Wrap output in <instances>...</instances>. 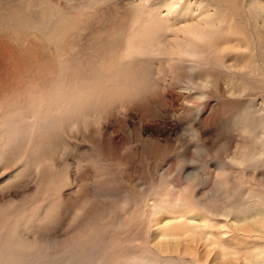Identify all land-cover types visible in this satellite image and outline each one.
<instances>
[{
    "label": "rangeland",
    "instance_id": "374dc122",
    "mask_svg": "<svg viewBox=\"0 0 264 264\" xmlns=\"http://www.w3.org/2000/svg\"><path fill=\"white\" fill-rule=\"evenodd\" d=\"M261 47L264 0H0V188L21 192L4 204L24 202L0 247L22 242L39 259L52 249L39 239L72 233L86 198L116 230L138 228L154 203L158 216L199 205L215 224L234 220L264 176L263 163L231 159L264 147ZM177 48L188 55L173 59ZM219 184L214 203L191 199ZM85 232L87 246L111 245ZM107 257L144 264L136 250Z\"/></svg>",
    "mask_w": 264,
    "mask_h": 264
},
{
    "label": "bare ground",
    "instance_id": "6f19581e",
    "mask_svg": "<svg viewBox=\"0 0 264 264\" xmlns=\"http://www.w3.org/2000/svg\"><path fill=\"white\" fill-rule=\"evenodd\" d=\"M199 28L200 27L195 26V34H192L193 37L195 36V45L198 40H200L202 33L205 31L203 26L200 29ZM206 34L209 35V33ZM262 48L264 47H261V49ZM236 51L237 49H234L232 52H235V54H237ZM184 54H186V56L188 55V53L184 52L182 49L177 48L173 52V56L172 54L171 56L173 59H175L181 58L182 56H184ZM246 64L249 65V63L245 62V65ZM231 87L233 88L234 86H232L231 84ZM261 116H263L262 119H264V113ZM260 137L263 138V134ZM263 148H261L258 153H254V155L252 156H250L249 154L251 153H249L248 155L250 157L247 156V154H244L242 155L243 157L234 156L235 158L231 159L234 162L236 161L238 165H244L245 163H247L245 162V160H247L248 162L250 161L252 164H257L258 162L264 164ZM244 156L246 157L244 158ZM216 166V169L222 170L219 165ZM51 171L52 170H50V172ZM189 175L190 174H187L186 179H189ZM245 177L248 180H251L253 176L252 174H248L245 175ZM223 179L224 178H222V180ZM219 180L221 181L219 182L222 183V180ZM259 180L261 183L260 185H258V187H250L251 192L254 193L255 196H257L254 200V204L244 206L242 205L243 207L241 208V211L239 209L241 206L240 205L238 207L239 211L237 212L235 219L232 221L230 219L232 217L231 215L229 216L228 213H223L222 216L225 219H223L222 225L214 223V220L210 218L212 213L206 206L195 205V210L198 209L197 211H195V215H189L190 212L189 214H185L184 212L183 214L174 213L168 215L167 210V215L166 213H163L164 215L162 216L161 212L160 216H158L156 215L158 213V209L157 207H154L155 203L153 206L152 203V207L150 208L154 209L153 214L149 218H147V221L145 220L146 218L143 221L141 219L138 228L131 227L132 225L129 226L128 224L124 226L126 227L125 229L121 230L118 228L119 230H116L115 225H113L110 220L107 222L97 221L99 215L103 214V212H105L108 207H106L105 204H98L97 202H93V199L89 200L86 198L84 199L82 204L80 203L81 205L79 209L73 215L70 223L72 233L69 234V231L64 236L59 235L60 237L56 236L54 238L46 236L39 239L40 241H43L44 245L50 244V248H52L49 250H45L46 253L44 252L45 254H42L39 259L34 258L36 257L37 249H35L36 251L33 257L29 255L30 253H28V247L25 248L24 246H22V242H17L15 240L16 242H9L7 245L0 247V264H103L105 259L108 258L107 253L115 256L120 252L132 254V252L135 250L140 251V254L143 257L142 263L144 264H264V199H262L261 197L259 199L260 195H264V176L260 175ZM227 182L231 183V188L234 187V182L232 184L231 180L229 179ZM229 183L228 185L230 186ZM13 186L14 185H11L9 187L12 188H9L6 185L7 189L0 188V241H4L0 242L1 244H5L7 239H13H9L10 236L4 233L2 227L11 220L10 217L14 216L15 211H19L22 206L24 208V202L22 200H17V198L12 199L13 197H17V195L12 196V198L8 201L9 204H4V199L9 196L11 191L16 192L15 190H17L19 193L18 195H21L19 189ZM222 187V184H219L216 188L217 190L214 189V194L210 193L213 192L212 190L209 192L208 190L206 192L201 191L203 193L202 196L196 197L197 195L195 194L196 196H193V198L191 199H195V204H197L198 201L214 203L219 195V190ZM99 189L100 188L93 186L92 192L90 191L89 195L92 197L97 196L100 191ZM186 192L184 191V193ZM229 192L233 193L232 190ZM105 194L109 195L112 194V192L104 191L103 195ZM125 196L127 197V193L125 194ZM247 196L248 195H246V197ZM79 197L81 198L82 196L80 195ZM126 197L124 198L127 199L128 197ZM127 200H124V203L125 201L127 203ZM148 200L151 201V199ZM150 201L149 203H151ZM131 202H133L132 196ZM212 206L214 205L212 204ZM143 214H145V211L143 212ZM128 216L131 217L132 215L129 214ZM214 225H217L219 227L217 228L215 226L217 228L215 229L213 228ZM89 227L94 228L95 231H99L102 234V243L104 242V238L107 237L109 240H111V245L108 246L109 244H106L105 246H103L102 244H98L97 247L95 245L92 247L88 244L89 246H87L85 243V239L89 237H85V239L83 240V235L86 233L85 229ZM250 232L254 234H251ZM63 241L64 244L54 246L55 244ZM31 242L38 243V237H34ZM39 246H37L38 249ZM96 259L99 260V263H97Z\"/></svg>",
    "mask_w": 264,
    "mask_h": 264
}]
</instances>
